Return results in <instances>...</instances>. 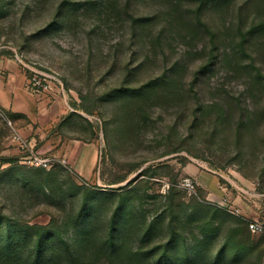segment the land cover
Returning <instances> with one entry per match:
<instances>
[{"label": "rangeland", "instance_id": "374dc122", "mask_svg": "<svg viewBox=\"0 0 264 264\" xmlns=\"http://www.w3.org/2000/svg\"><path fill=\"white\" fill-rule=\"evenodd\" d=\"M0 56L100 145L35 167L0 115V264H264V0H0Z\"/></svg>", "mask_w": 264, "mask_h": 264}, {"label": "crops", "instance_id": "0c3cea01", "mask_svg": "<svg viewBox=\"0 0 264 264\" xmlns=\"http://www.w3.org/2000/svg\"><path fill=\"white\" fill-rule=\"evenodd\" d=\"M30 74L17 60L0 56V112L39 154L66 161L80 176H91L98 165V139L85 140L74 128L79 118L64 91L36 94L29 87ZM9 139L11 147L4 152L23 160L12 134Z\"/></svg>", "mask_w": 264, "mask_h": 264}, {"label": "built area", "instance_id": "2783aa9c", "mask_svg": "<svg viewBox=\"0 0 264 264\" xmlns=\"http://www.w3.org/2000/svg\"><path fill=\"white\" fill-rule=\"evenodd\" d=\"M22 66L30 70L31 74L28 78L30 89L36 94H42L54 89L59 88L63 89L62 82L53 74L38 70L32 66L22 62L20 59H17ZM0 115L4 118L10 132L12 134L13 141L18 145L19 150L23 153V160L30 161V164L35 167H49L51 166L53 159L48 156H43L34 150V147L31 145L30 141L25 139L20 133L17 132L14 123L12 120L5 117V114L0 112ZM63 162H65L63 160ZM188 186L194 188L191 182L188 183ZM249 229L253 233L264 232V223L258 221H252L249 224Z\"/></svg>", "mask_w": 264, "mask_h": 264}]
</instances>
